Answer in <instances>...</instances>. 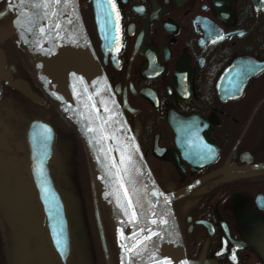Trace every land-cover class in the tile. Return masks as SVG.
<instances>
[{
    "label": "flooded vegetation",
    "instance_id": "obj_1",
    "mask_svg": "<svg viewBox=\"0 0 264 264\" xmlns=\"http://www.w3.org/2000/svg\"><path fill=\"white\" fill-rule=\"evenodd\" d=\"M76 2L97 60L158 186L169 192L197 181L171 203L189 264H264V218L250 220L235 208L249 194L250 209L264 215L255 205L257 196L264 197V169H248L264 163V68L256 70L264 62V0ZM18 14L17 0H0V29L5 31L0 36V190L13 185L10 175H25L28 122L48 116L53 124L52 102L57 107L54 99L38 105L6 84L25 82L31 92L51 96ZM226 69V78L239 83L248 74L233 99L216 86ZM189 117L207 132L211 160L193 154L186 144L188 132L177 136L175 128L184 127L179 120ZM208 175L214 176L198 181ZM21 196L33 205L30 185ZM4 209L0 194V236L5 232L12 243L17 228L7 225ZM35 211L25 217L31 227ZM5 258L1 255L0 264Z\"/></svg>",
    "mask_w": 264,
    "mask_h": 264
},
{
    "label": "water",
    "instance_id": "obj_2",
    "mask_svg": "<svg viewBox=\"0 0 264 264\" xmlns=\"http://www.w3.org/2000/svg\"><path fill=\"white\" fill-rule=\"evenodd\" d=\"M17 1L18 22L36 69L88 144L110 205L120 263L189 264L171 203L197 181L173 192H164L157 185L92 49L76 0ZM4 34L5 31L0 29V36ZM260 68H264V62L256 70ZM229 72L226 69L220 75L216 86L219 92H230L232 95L229 98L233 99L243 89L248 74L239 83L236 79L226 78ZM6 84L34 103L43 104V99L31 92L25 82ZM179 122L184 127L175 128L177 136L188 132L185 138L189 141L186 144L193 154L211 160L207 148L212 142L207 132L200 131V121L189 117ZM24 139L28 148L25 175H10L13 185L8 183L0 190L9 220L7 225L17 228L12 241V254L15 256L17 250L23 251V257L13 263L69 264L72 243L68 216L50 169L55 140L50 118L30 120ZM177 146L181 148L178 142ZM248 169H264V163ZM211 176L214 175L198 181ZM27 185L31 188L32 206H29L27 197L21 196L22 189ZM89 185L102 255L105 264H111L93 178H90ZM255 205L259 210L264 209L262 195L256 197ZM32 209L36 210L32 214L33 227L25 218Z\"/></svg>",
    "mask_w": 264,
    "mask_h": 264
},
{
    "label": "rangeland",
    "instance_id": "obj_3",
    "mask_svg": "<svg viewBox=\"0 0 264 264\" xmlns=\"http://www.w3.org/2000/svg\"><path fill=\"white\" fill-rule=\"evenodd\" d=\"M51 108L52 115L55 112L59 114V110L53 102ZM57 115L56 118H58ZM62 120L63 125L57 126L59 130L54 143V156L50 168L53 181L62 196L68 216L72 243L69 264H105L94 224L89 190V177L93 176L96 184H98L99 178L91 166V157H89L77 128L69 119L62 118ZM262 136V142H264V133ZM260 155L264 156V152ZM251 201V195L241 196L235 207L238 214L250 218V220L263 219V213L258 214L250 209ZM6 237L5 232L3 239L0 236L1 245L4 244V248L0 247V257L1 255L6 256L5 264H14L13 261L23 257V251L17 250L13 256L12 243Z\"/></svg>",
    "mask_w": 264,
    "mask_h": 264
},
{
    "label": "trees",
    "instance_id": "obj_4",
    "mask_svg": "<svg viewBox=\"0 0 264 264\" xmlns=\"http://www.w3.org/2000/svg\"><path fill=\"white\" fill-rule=\"evenodd\" d=\"M106 235H107L109 243H110L111 253L113 255V263L114 264H119L118 249L113 244V242H114V239H113L114 238V234L112 235L111 226H108V225L106 226Z\"/></svg>",
    "mask_w": 264,
    "mask_h": 264
},
{
    "label": "snow or ice",
    "instance_id": "obj_5",
    "mask_svg": "<svg viewBox=\"0 0 264 264\" xmlns=\"http://www.w3.org/2000/svg\"><path fill=\"white\" fill-rule=\"evenodd\" d=\"M56 2H58V0H56ZM10 7H11V5H10Z\"/></svg>",
    "mask_w": 264,
    "mask_h": 264
},
{
    "label": "bare ground",
    "instance_id": "obj_6",
    "mask_svg": "<svg viewBox=\"0 0 264 264\" xmlns=\"http://www.w3.org/2000/svg\"><path fill=\"white\" fill-rule=\"evenodd\" d=\"M94 166V164L92 165V167Z\"/></svg>",
    "mask_w": 264,
    "mask_h": 264
}]
</instances>
